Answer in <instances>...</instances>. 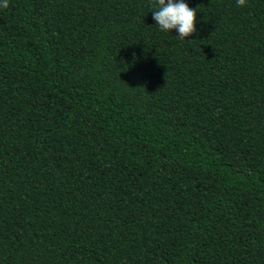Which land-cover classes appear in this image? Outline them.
Masks as SVG:
<instances>
[{
  "label": "trees",
  "instance_id": "obj_1",
  "mask_svg": "<svg viewBox=\"0 0 264 264\" xmlns=\"http://www.w3.org/2000/svg\"><path fill=\"white\" fill-rule=\"evenodd\" d=\"M185 2L0 8V264H264V0Z\"/></svg>",
  "mask_w": 264,
  "mask_h": 264
},
{
  "label": "clouds",
  "instance_id": "obj_2",
  "mask_svg": "<svg viewBox=\"0 0 264 264\" xmlns=\"http://www.w3.org/2000/svg\"><path fill=\"white\" fill-rule=\"evenodd\" d=\"M236 2L237 6L246 5V0ZM7 7L8 0H3L0 8ZM154 8L153 19L161 31L171 32L175 29L180 40H185L196 31V8L189 7L185 0H155Z\"/></svg>",
  "mask_w": 264,
  "mask_h": 264
}]
</instances>
